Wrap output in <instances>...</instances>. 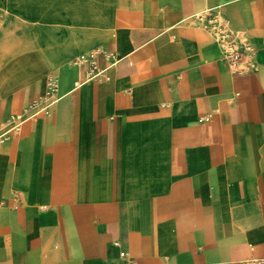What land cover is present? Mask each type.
I'll return each instance as SVG.
<instances>
[{
  "label": "crops",
  "instance_id": "1",
  "mask_svg": "<svg viewBox=\"0 0 264 264\" xmlns=\"http://www.w3.org/2000/svg\"><path fill=\"white\" fill-rule=\"evenodd\" d=\"M213 8L256 71L231 73L187 23ZM95 48L116 55L109 79L76 86ZM49 72L55 111L12 133ZM0 135V264L264 257V0H0Z\"/></svg>",
  "mask_w": 264,
  "mask_h": 264
},
{
  "label": "built area",
  "instance_id": "2",
  "mask_svg": "<svg viewBox=\"0 0 264 264\" xmlns=\"http://www.w3.org/2000/svg\"><path fill=\"white\" fill-rule=\"evenodd\" d=\"M187 23L204 29L212 36L220 48V60L231 73L246 74L257 70L256 47L250 40L231 27L229 20L219 8L195 11L189 16ZM101 54L109 61L110 66L115 63V53L101 48L88 50L72 59L74 64L85 63L87 65L83 81L77 80L76 86L82 82H100L109 79L106 68L99 63ZM45 84L46 92L44 95L39 96L30 105L24 106L19 112L9 116L8 120L11 123L12 133H18L21 130L22 122L29 112L48 116L55 111L58 80L54 72H49L46 75ZM4 139L5 136L0 135V141ZM119 257L122 260L120 264L132 263L128 251H120ZM246 264H264V257H251L246 261Z\"/></svg>",
  "mask_w": 264,
  "mask_h": 264
},
{
  "label": "bare ground",
  "instance_id": "3",
  "mask_svg": "<svg viewBox=\"0 0 264 264\" xmlns=\"http://www.w3.org/2000/svg\"><path fill=\"white\" fill-rule=\"evenodd\" d=\"M31 56H24L23 58H21V60H20V65H19V67H20V69H25L26 68V70H30V68H31V63L29 62V58H30ZM37 58L39 59L40 57L39 56H37Z\"/></svg>",
  "mask_w": 264,
  "mask_h": 264
},
{
  "label": "rangeland",
  "instance_id": "4",
  "mask_svg": "<svg viewBox=\"0 0 264 264\" xmlns=\"http://www.w3.org/2000/svg\"><path fill=\"white\" fill-rule=\"evenodd\" d=\"M26 56H30L29 54H27Z\"/></svg>",
  "mask_w": 264,
  "mask_h": 264
}]
</instances>
